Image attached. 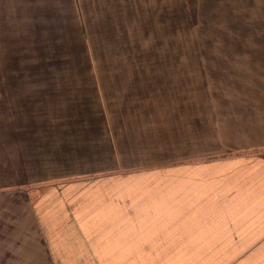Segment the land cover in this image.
Listing matches in <instances>:
<instances>
[{
    "label": "crops",
    "instance_id": "1",
    "mask_svg": "<svg viewBox=\"0 0 264 264\" xmlns=\"http://www.w3.org/2000/svg\"><path fill=\"white\" fill-rule=\"evenodd\" d=\"M156 1L0 0V264H157L148 237L193 218L264 232V49L190 65Z\"/></svg>",
    "mask_w": 264,
    "mask_h": 264
},
{
    "label": "rangeland",
    "instance_id": "2",
    "mask_svg": "<svg viewBox=\"0 0 264 264\" xmlns=\"http://www.w3.org/2000/svg\"><path fill=\"white\" fill-rule=\"evenodd\" d=\"M158 33L173 34V42L158 40V49L172 46L189 54V64L201 52L204 63L225 60L220 56L231 51L264 49V42L255 38L264 34V0H157ZM258 36V37H257ZM247 39V41H246ZM167 46V47H166ZM255 50V49H252ZM209 56V57H208ZM216 56V57H212ZM193 59V60H192ZM219 69L217 72H220ZM227 78V75H218ZM227 88V87H226ZM222 89V88H220ZM219 89V90H220ZM0 90V97L3 94ZM176 227V221L172 219ZM237 222H258L261 218H237ZM185 233L159 232L148 237L172 249H157V264H264V232L227 234L224 226L210 229L218 234H198L197 219H188ZM245 224V223H244ZM250 224L236 226L251 230ZM163 229V228H161ZM207 229V228H206ZM142 237H145L142 235ZM181 241V242H180ZM216 248H207L208 246Z\"/></svg>",
    "mask_w": 264,
    "mask_h": 264
}]
</instances>
